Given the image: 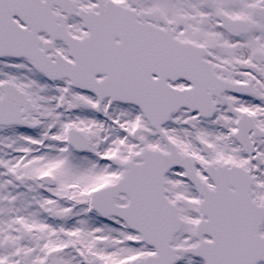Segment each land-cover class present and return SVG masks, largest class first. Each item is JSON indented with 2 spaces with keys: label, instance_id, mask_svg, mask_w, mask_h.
<instances>
[{
  "label": "snow or ice",
  "instance_id": "snow-or-ice-1",
  "mask_svg": "<svg viewBox=\"0 0 264 264\" xmlns=\"http://www.w3.org/2000/svg\"><path fill=\"white\" fill-rule=\"evenodd\" d=\"M0 264H264V0H0Z\"/></svg>",
  "mask_w": 264,
  "mask_h": 264
}]
</instances>
